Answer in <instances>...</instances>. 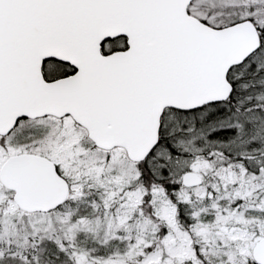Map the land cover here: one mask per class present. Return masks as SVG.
<instances>
[{
    "label": "snow or ice",
    "instance_id": "1",
    "mask_svg": "<svg viewBox=\"0 0 264 264\" xmlns=\"http://www.w3.org/2000/svg\"><path fill=\"white\" fill-rule=\"evenodd\" d=\"M0 264H264V0H0Z\"/></svg>",
    "mask_w": 264,
    "mask_h": 264
}]
</instances>
